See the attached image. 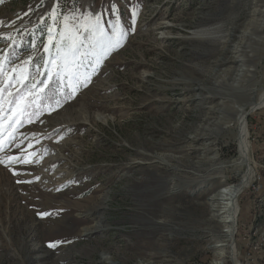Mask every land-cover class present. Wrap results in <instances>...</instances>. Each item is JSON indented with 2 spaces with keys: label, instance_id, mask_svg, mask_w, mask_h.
Segmentation results:
<instances>
[{
  "label": "rangeland",
  "instance_id": "obj_1",
  "mask_svg": "<svg viewBox=\"0 0 264 264\" xmlns=\"http://www.w3.org/2000/svg\"><path fill=\"white\" fill-rule=\"evenodd\" d=\"M211 1L0 2V62L7 74L0 73V88L4 89L0 100L6 111L7 101L13 99L16 90L24 94L34 82L25 81L26 87L17 83L21 68L24 75L30 74L36 80L46 78L37 75V65L42 66L49 58L43 45L47 43L48 29L61 30L65 16L70 17V25H78L83 21L82 14H101L104 22L119 20L127 32L120 47L105 56L94 72L95 59L85 61L81 71L90 74L89 81L81 82L71 99H67L68 88L64 93L55 92L54 104H42L36 99L27 108L31 115L16 126L14 142L0 151V158H18L16 163L0 164V264L214 261L210 245L223 239L213 236L223 228L220 222L209 219L201 203L219 188L238 182L244 171V165L238 162L237 118L235 114L225 117L217 107L219 112L207 123L202 121L198 111L205 109L195 101L200 89L195 84L194 89L191 85H177L172 92L159 89L168 82L169 73L182 71V66H166L174 60L175 50L182 44L187 50L192 46L180 35L216 27L226 32L232 24L243 32L241 25L252 11L253 2L219 0L217 9L223 13L213 20H195L196 13L211 12L212 8H203ZM257 5L261 13L256 19L263 24L264 0ZM164 21L190 23L189 33L174 28L165 34L170 38L161 37L155 24ZM106 27L110 29L111 24L106 23ZM255 38V46L259 49L262 42L264 49V27ZM213 48L212 44H204L203 50ZM51 52L55 55L54 48ZM29 57L32 60L25 64ZM184 57L189 58L187 54ZM33 61L35 69H31ZM239 62L241 69L253 67L252 63ZM254 62L256 71L250 87H255L264 74L261 55L257 54ZM13 67L16 73H12ZM215 79L211 81L215 83ZM262 80L257 90L264 85ZM240 82L237 78L231 81L233 86ZM52 84L56 90L55 79ZM184 87L186 90H180ZM221 101L219 97L214 102ZM246 118L252 179L238 197L235 233L229 243L225 237L226 246L221 250L230 257L220 264H264V106L246 114ZM218 122L223 128L215 142L204 138L191 142L192 130L200 126V136L207 133L206 127L213 129ZM24 159L31 163L19 162ZM208 189L209 193L200 195ZM96 203V214L104 212L102 221L95 218L93 222L75 223L85 219L82 212L89 214L87 210ZM45 212L50 215H38ZM260 222L262 225H258ZM86 223L108 230L88 236L83 230ZM57 241L61 243L56 247L48 246Z\"/></svg>",
  "mask_w": 264,
  "mask_h": 264
},
{
  "label": "bare ground",
  "instance_id": "obj_2",
  "mask_svg": "<svg viewBox=\"0 0 264 264\" xmlns=\"http://www.w3.org/2000/svg\"><path fill=\"white\" fill-rule=\"evenodd\" d=\"M225 1L227 0H224V2ZM250 1L253 2L254 5L250 6L252 11H249L246 14L245 22L241 25V27L244 28L243 32H240L238 28L232 24L226 29V32H224L223 29L216 27L204 30L202 33L190 32V36L180 35V38L184 40V42H192V46L187 50L186 45L182 44L180 45L179 49L175 50L176 55H174V60H172L171 63L166 64V66L170 64L171 66H182V71L177 72L174 70V74L169 73L171 75L169 76L168 82L164 83V87L159 88L162 90L169 89L172 92L175 90L177 85H191V89H194L195 87H193V84H195L197 85L198 89L200 88L195 94V101L198 102V104H202L203 109H205L203 111H198V117L202 121L207 123V121L215 114V112H219L217 107L222 109L221 111L224 112L225 117L235 114V117L237 118L238 132L236 137V145L239 158L238 162L244 165V171L241 174L238 182L219 188V190L208 197L207 201L201 203V206L208 210V213L210 214L209 219L220 222L222 224L221 227L223 228L221 233L213 235L214 237H222L223 239L217 240L215 243L210 245L214 250V261L211 264L223 263L225 261V257H230V255L222 253L221 250H223L225 245V237L228 238L227 243H229V240H231L233 234L235 233V223L239 214L238 197L243 192V190L247 188L249 182L252 179L253 171L251 167L252 165L250 164V144L248 140L249 130L246 114L264 106V85L260 87L259 90H257V86L261 84V79L264 80V74L262 75L263 78L261 77V79L254 83L255 87H250V81L254 79L253 77L256 71V62H254L255 56L257 54L261 55V63H264V49L261 45L262 39L259 41L261 42L259 43V49L255 46V34L258 32V30L262 31L264 27V23L258 24L256 19L258 14L261 13V10L259 7H257V3L260 0ZM219 3V0H212L209 4L204 3L203 8H212L211 12L209 14L196 13L194 19L199 20L198 18H200L204 20H213L217 18L219 14L223 13L219 12L220 9H217V6L220 5ZM189 25L190 23H182L181 25H178L164 21L155 24V29L161 30V37L170 38L171 36H165V34L170 30L177 28L184 33H189L187 30ZM245 28L250 32L247 33ZM196 31H200V29H197ZM222 31L223 33H221ZM204 44H212L214 48L208 52H205L203 50ZM235 53H239V55H236ZM186 54L189 56V58L184 57ZM240 60L244 63H252L253 67L241 69L239 67ZM213 77H217V79L214 81L215 83L211 81ZM236 78L241 81V85L233 86L231 81L235 80ZM180 90H186V88L184 87ZM203 90L206 91L203 93ZM176 93L178 94L180 91L178 90ZM256 93H258L257 97ZM219 97L222 99V101L220 103L214 102ZM242 101L244 103L240 106L233 105V103H241ZM210 102H213L214 104L207 105ZM199 127H197L195 130H192L194 131V135L192 136L191 140L193 143L200 140L203 141L204 139H207L210 142H215L219 130L223 128V124L218 122L217 126L213 129H211L210 126L206 127V129L204 128L205 130H209H207L206 134H201L200 136L198 135L199 132H197ZM207 193H209V189L206 192H202L200 195ZM169 196L172 198L173 195L169 194ZM97 209L98 204L96 203V205L87 210L90 212L89 214H87L88 212L85 211L82 212V216H86L85 219H78L75 221V223L89 221L93 222L95 218H99L97 222L102 221L104 212L96 214ZM83 230L86 232L85 235L89 236L90 233L95 231L101 232L103 230H108V228L103 229V227L101 228V226L97 224L89 225L86 223V226ZM231 251L232 257L234 258V246L231 247Z\"/></svg>",
  "mask_w": 264,
  "mask_h": 264
},
{
  "label": "snow or ice",
  "instance_id": "obj_3",
  "mask_svg": "<svg viewBox=\"0 0 264 264\" xmlns=\"http://www.w3.org/2000/svg\"><path fill=\"white\" fill-rule=\"evenodd\" d=\"M113 11H115L114 7ZM82 15L83 21L78 25H70V17L65 16V23L61 30L56 31L52 27L48 29L47 43L43 45V50L49 54V58L44 60L42 66L37 65V75L46 78L36 80L30 74L24 75V70L21 68L20 75L16 78L17 83L26 87L25 81L32 80L34 82L31 83V88L24 94H21V89L18 88L13 99L7 101L9 104L7 111L2 106L3 101L0 100V151L14 142L16 126L22 124L27 115H31L27 113V108L31 107L36 99H43V94L52 87L54 79L57 85L56 94L64 93L65 88H68L70 91L67 93V99H71L80 83L89 81L90 74L81 71L85 67V61L95 59V63L92 64L94 72L96 65L100 64L103 58L114 49L120 47L121 41L127 35L119 20L104 22L101 14L87 13ZM53 16H55V12ZM106 23L111 24L110 29L106 27ZM53 48L55 55H52L51 52ZM31 60L32 57H29L28 61L24 63L28 64ZM11 71L16 73L17 68L13 67ZM0 73H4L2 62H0ZM12 78L9 77V79ZM81 78L83 79L81 80ZM3 91L4 89L0 88V93ZM8 95L13 96V93L9 92ZM29 97L35 99L29 101ZM56 105L60 106L59 100L56 101ZM29 122L31 121L29 120ZM17 161L18 158L15 156L0 158V164L5 165ZM19 162L31 163L28 159ZM38 215L47 216L50 213H38ZM58 243L61 242H50L48 246L54 248Z\"/></svg>",
  "mask_w": 264,
  "mask_h": 264
},
{
  "label": "trees",
  "instance_id": "obj_4",
  "mask_svg": "<svg viewBox=\"0 0 264 264\" xmlns=\"http://www.w3.org/2000/svg\"><path fill=\"white\" fill-rule=\"evenodd\" d=\"M36 67V62H32L31 64V69H35ZM42 104H54L55 103V90L52 84V87L50 89H48L44 94H43V99L41 100ZM258 225H262V222H260Z\"/></svg>",
  "mask_w": 264,
  "mask_h": 264
}]
</instances>
